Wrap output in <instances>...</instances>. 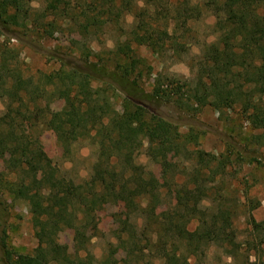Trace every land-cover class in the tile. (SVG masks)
<instances>
[{
	"label": "trees",
	"instance_id": "1",
	"mask_svg": "<svg viewBox=\"0 0 264 264\" xmlns=\"http://www.w3.org/2000/svg\"><path fill=\"white\" fill-rule=\"evenodd\" d=\"M1 2L5 14L0 18L3 27H17L31 19L25 7L29 0ZM120 2V9L129 3L128 0ZM187 3L185 0L178 3L185 9L182 24L192 18L197 9ZM208 3L213 8L218 38L205 53L206 64L197 84V90L202 86L203 91L195 96V103L220 109L240 102L253 129L264 133V0H211ZM113 6L116 7L115 0H46L43 15L53 16L52 20L43 23L35 18L37 20L31 22H39L44 27V35L51 36L54 17L59 16L62 20L79 23L77 27L85 35L96 37L107 21L117 17ZM77 8L75 15L73 10ZM172 19L175 20L174 33L179 25L177 18ZM48 27L52 30L45 29ZM251 35L258 36V63L251 61L253 56L242 52V44ZM148 39L146 35L133 32V37L117 45L115 52L128 60L134 50L131 44L152 45ZM131 57L134 63L133 55ZM6 63L4 52H0V98L7 101L0 115V161L5 165L6 177H11L6 181L7 193L27 203L38 242L30 255H12L2 242L7 264H98L87 253L89 231L98 212L117 199L124 200L128 211L139 218L136 225L125 220L118 235L124 250L122 264H138V257L152 254L153 259L147 264H195L204 254L203 244L211 241L220 245L235 264H264V221L250 218V238L241 244L233 228L230 207L223 206L222 202L215 209L200 208L203 186L177 191L174 205L163 217L154 212L159 207L157 195L162 185L153 178L145 180L141 174L137 175L139 168L132 163L133 153L143 139L149 153L154 146L175 153L189 141L172 123L148 110L142 101L146 100L145 94L130 80L133 66L108 72L103 67H98L99 72L90 68L60 69L45 76L48 86H60L48 91L40 89ZM94 81L105 86L104 90L94 87ZM107 89L122 94L120 111L111 107ZM48 94L61 103L60 107L48 101L38 104ZM169 94L158 82L151 92L153 99L168 100ZM95 95L100 101L94 99ZM209 97L213 99L208 100ZM25 114L63 141L67 131L80 134L95 131L100 137L99 160L89 180L76 185L58 175L39 141L22 129L19 120ZM202 156L205 154H198L203 162L216 160L213 155L209 160ZM27 160L41 165L44 173L37 177L35 170L27 166ZM119 160L127 168L120 169ZM228 161L224 158L217 166L221 168ZM126 175L132 178L125 180ZM141 199L146 200L145 204H141ZM191 221L196 222V228L190 233L186 227ZM66 229L73 233V256L67 254L66 246L57 242L58 234ZM242 245L245 247L241 248ZM80 252L85 255L78 256Z\"/></svg>",
	"mask_w": 264,
	"mask_h": 264
},
{
	"label": "rangeland",
	"instance_id": "2",
	"mask_svg": "<svg viewBox=\"0 0 264 264\" xmlns=\"http://www.w3.org/2000/svg\"><path fill=\"white\" fill-rule=\"evenodd\" d=\"M181 1L128 0L127 7L120 9V0H115L113 10L117 17L107 21L93 37L85 35L77 27L79 23L62 20L59 16L54 17L52 35L45 36L42 32L44 27L39 22L32 24L31 20L38 18L43 23L52 20L53 16L43 15L46 0H29L25 7L31 13V19L10 28L0 23V52H4L9 68L48 91L60 86H48L45 76L60 69L90 68L97 72L98 67H103L108 72L133 66L130 80H134L138 91L145 94L146 100L142 101L148 110L172 123L180 134L188 136L186 141H189L175 153L154 146L151 155L143 139L133 153L132 163L139 168L137 175L141 174L145 180L153 178L162 185L157 195L159 207L154 212L163 217L174 205L177 191L195 185L203 186L200 208L215 209L222 202L223 206L230 207L233 228L242 244L250 238V218L256 222L264 221V133L261 129H253L240 102L220 109L211 104L195 103V96L203 91L201 85L197 90V84L206 64L205 53L217 41L218 33L214 27L213 8L208 3L211 0H185L190 7H197L193 17L185 24H182L184 6L178 4ZM78 11V8L73 10V14ZM0 16L5 17L1 0ZM172 18H177L179 25L174 33L175 20ZM78 21L82 19L78 18ZM140 23L146 25L140 26ZM133 32L148 36V42L153 44H131L134 50L127 60L119 56L115 48L132 38ZM246 40L242 44L243 54L253 56L251 61L258 63V36L251 35ZM131 55L134 63H131ZM202 81L206 83L204 76ZM157 82L162 90L170 92L168 100L152 98L151 92ZM92 84L99 90L105 88L99 82ZM205 86H208L207 83ZM106 91L113 110L120 111L122 94L112 89ZM94 99L100 101L97 95ZM211 99L209 97L208 100ZM42 100L38 104L54 102L52 106L56 108L61 104L49 94ZM6 103L0 98V115ZM19 123L27 134H32L39 141L60 177L76 185L89 180L99 160L100 137L95 131L81 134L67 131L63 141L36 124L29 114L23 115ZM199 153L205 154L202 156L204 159L209 160L213 155L216 160L203 162L198 158ZM224 158L229 161L219 168L217 163ZM26 164L35 170L37 177L44 173L41 165L29 160ZM118 164L120 169L127 168L122 160ZM8 178L11 177H6L5 165L0 161V264H7L2 242L12 255H30L38 244L27 203L7 193ZM130 178L132 176H125V180ZM140 202L143 205L146 200L141 199ZM136 217L128 211L122 199L115 200L98 212L96 221L91 225L87 245V253L96 263L122 264L124 250L118 235L124 221L136 225V220L139 222ZM195 228L196 222L191 221L186 231L191 233ZM72 237V231L66 229L57 238V242L66 246L67 254L71 256L75 252ZM202 248L204 254L196 259L195 264H235L220 245L212 241L203 244ZM84 255L83 252L78 254L80 257ZM153 255L140 256L137 263L147 264Z\"/></svg>",
	"mask_w": 264,
	"mask_h": 264
}]
</instances>
